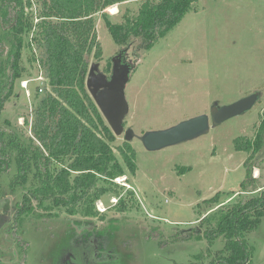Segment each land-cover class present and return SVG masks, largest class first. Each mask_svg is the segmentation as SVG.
Listing matches in <instances>:
<instances>
[{
  "label": "rangeland",
  "instance_id": "rangeland-1",
  "mask_svg": "<svg viewBox=\"0 0 264 264\" xmlns=\"http://www.w3.org/2000/svg\"><path fill=\"white\" fill-rule=\"evenodd\" d=\"M30 1L32 6L25 12L32 28L22 35L24 70L0 112V130L23 143L39 144L31 126L43 94L37 89L48 88L44 45L34 39L41 1ZM141 2L125 1L96 13V44L85 53V81L92 62H98L102 72H110L112 58L120 48L127 46V54L135 59L124 89L128 112L123 121L124 128L134 132L129 145L135 150V172L125 167L124 175L105 183L107 191L94 202L95 209L105 216L102 220L80 213L70 215L64 207H52L45 216L46 211L33 200L36 213L44 216L25 215L26 250H0L6 252L11 264L21 258L23 264H65L69 260L77 264H210L225 250L221 236L208 244L204 238L174 241L171 235L176 229L198 224L200 215L210 212L205 200L216 192L222 202L240 197L236 194L232 199V192L246 176L244 162L249 153L236 150L233 140L243 135L253 142L264 111V0H197L179 22L158 34L146 48L133 35L114 41L108 24L134 17ZM254 91H260V97L249 110L219 124L209 121L207 129L196 136L153 151L141 142L147 130L208 115L212 105L229 104ZM124 140L123 133L115 135L113 148L118 160L116 146ZM262 142L249 163L256 186L264 184V137ZM15 172L11 165L9 172L0 175V210L4 214L10 198L19 200L23 192L18 188L10 191ZM35 181L31 170L25 189ZM121 205L123 209H118ZM71 220L109 231L103 250L107 256L89 258L90 250L71 239ZM245 235L253 251L250 264H262L264 214L260 225ZM84 250H89L88 254Z\"/></svg>",
  "mask_w": 264,
  "mask_h": 264
},
{
  "label": "trees",
  "instance_id": "trees-1",
  "mask_svg": "<svg viewBox=\"0 0 264 264\" xmlns=\"http://www.w3.org/2000/svg\"><path fill=\"white\" fill-rule=\"evenodd\" d=\"M40 1L41 19L34 39L44 45L48 89L42 88L31 126L32 136L39 144L23 143L0 130V175L9 172L11 165L15 166L10 191L16 192L17 188L20 193L23 191L16 203L17 217L44 216L34 210L32 201L35 200L37 206L46 211L45 216L52 207H64L70 215L80 213L102 220L105 216L95 209L94 202L107 191L105 183L124 175L126 168L135 172V150L125 139L116 146L121 158L118 160L113 148L115 135L85 87L88 68L85 53L96 44L94 15L110 5L130 0ZM141 1L134 17L108 24L114 41L122 42L133 35L140 38L141 47L146 48L158 34L162 35L179 22L197 2ZM31 6L30 0H0V112L14 92L15 81L23 74L22 35L29 34L32 28L25 8ZM96 48L100 51L99 46ZM259 123L253 142L243 135L233 140L236 150L249 153L244 162L246 176L239 189L232 192V199L236 194L240 197L233 202L229 200L230 203L222 202L220 192H216L205 200L210 212L201 214L198 224L176 229L171 235L174 241L204 238L208 244L221 236L225 250L210 264L251 262L253 251L245 232L260 225L264 214V184L255 185L251 176L253 165L249 163L263 144L264 111ZM31 170L35 185L25 189ZM121 206L118 209H123Z\"/></svg>",
  "mask_w": 264,
  "mask_h": 264
},
{
  "label": "water",
  "instance_id": "water-1",
  "mask_svg": "<svg viewBox=\"0 0 264 264\" xmlns=\"http://www.w3.org/2000/svg\"><path fill=\"white\" fill-rule=\"evenodd\" d=\"M126 49L127 46L123 47L120 54L112 58V69L109 76L99 71L98 62H92L88 69L85 85L114 135L123 133L124 138L130 140L134 132L131 128L124 129L123 121L128 112L124 89L129 80L131 63L120 64V57ZM259 97L260 91H254L229 104L212 105L208 115L200 114L168 128L145 131L140 138L141 142L146 149L153 151L184 141L204 132L208 127L209 119L213 124H219L249 110Z\"/></svg>",
  "mask_w": 264,
  "mask_h": 264
},
{
  "label": "flooded vegetation",
  "instance_id": "flooded-vegetation-1",
  "mask_svg": "<svg viewBox=\"0 0 264 264\" xmlns=\"http://www.w3.org/2000/svg\"><path fill=\"white\" fill-rule=\"evenodd\" d=\"M122 48L119 49L117 56L120 54ZM131 63L129 67L130 72L134 68L135 59H131L129 54L126 51L122 53L120 57V64H128ZM112 69V65H111ZM99 71H101L99 69ZM102 72V71H101ZM104 73V72H103ZM111 73H104L109 76ZM130 75V73H129ZM209 114V113H208ZM210 121V119H209ZM125 129V128H124ZM10 203L6 206L5 214L2 212V208L0 210V250H26L29 245V242L24 238V229H23V220L27 216L17 217L15 214L17 212V200L12 202V198H10ZM71 232V239H73L77 244H81L83 247H87L90 250L89 258H98L103 254L107 256L108 253L104 252V243L105 238L109 235V231L99 230L94 228L93 225L85 222L76 224L75 221L71 220L69 233ZM89 250H84L86 254H88ZM94 254V257H93ZM0 264H11L8 262V258H6V252L4 254L0 253ZM24 255V254H23ZM5 257V258H4ZM24 257V256H23ZM68 260V259H66ZM24 258H21L19 263L23 264ZM65 264H77L72 263V261H66Z\"/></svg>",
  "mask_w": 264,
  "mask_h": 264
},
{
  "label": "built area",
  "instance_id": "built-area-1",
  "mask_svg": "<svg viewBox=\"0 0 264 264\" xmlns=\"http://www.w3.org/2000/svg\"><path fill=\"white\" fill-rule=\"evenodd\" d=\"M24 86H25V85H24ZM38 91H39V92L42 91V86H40V87L38 88Z\"/></svg>",
  "mask_w": 264,
  "mask_h": 264
}]
</instances>
